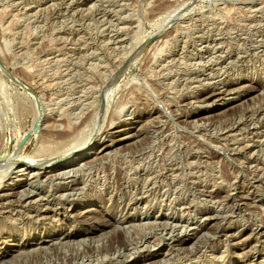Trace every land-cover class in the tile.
I'll return each mask as SVG.
<instances>
[{"label":"rangeland","instance_id":"1","mask_svg":"<svg viewBox=\"0 0 264 264\" xmlns=\"http://www.w3.org/2000/svg\"><path fill=\"white\" fill-rule=\"evenodd\" d=\"M85 141L0 182V264H264V0H0V161Z\"/></svg>","mask_w":264,"mask_h":264},{"label":"bare ground","instance_id":"2","mask_svg":"<svg viewBox=\"0 0 264 264\" xmlns=\"http://www.w3.org/2000/svg\"><path fill=\"white\" fill-rule=\"evenodd\" d=\"M188 4V3H187ZM185 6V5H184ZM183 7V6H182ZM181 10L182 9H177L170 17H169V21L167 20V22L169 23L170 22V18L175 16H177V14H180L181 13ZM188 10V9H187ZM184 15V13L182 14V16ZM180 16V15H179ZM171 21H172V18H171ZM170 25V24H169ZM163 31V30H162ZM146 43V42H145ZM142 46V45H141ZM144 46V45H143ZM125 59V58H124ZM132 59V58H131ZM157 59V58H156ZM123 61V60H122ZM128 64V62H126L124 64V67H126V65ZM128 69V68H127ZM125 70V69H124ZM111 71V70H110ZM118 73V72H117ZM30 93V92H29ZM33 96L35 97V103H33V105H37V110H38V116L36 117V122H38V127L40 126L41 124V118L43 117V112H40V107H39V98H37L35 96L34 93H32ZM106 98V97H105ZM33 99V98H32ZM31 100V99H30ZM33 102V100L31 101ZM108 102V101H107ZM41 106V105H40ZM36 116V115H35ZM45 116V115H44ZM45 119V118H44ZM43 120V119H42ZM69 126V125H68ZM67 126V127H68ZM37 129H33V132L34 133H37ZM68 130V129H67ZM71 131V130H70ZM96 131V130H94ZM38 134V133H37ZM141 134V133H140ZM102 135V134H101ZM135 135V134H134ZM133 136V135H131ZM89 138V137H88ZM92 138V137H91ZM138 138V137H137ZM43 139H45L43 137ZM110 139V138H109ZM90 140V139H89ZM53 141V140H52ZM86 142V141H85ZM83 143L81 142L80 145H73L69 148H66L63 152L60 151V153L55 156V157H52V158H49V159H45V160H42L40 158H36L35 156H30V155H26L24 154V148L22 150H20L21 148L20 147H15L16 150L14 152H11L5 159H3V161L1 160L0 162V182L4 179V177L9 173H11L10 171L14 170L15 168H19V170L21 172H25V171H28V172H31L32 171H35L34 173H36V170H39L38 172V175H46V174H49V173H53L58 171V170H64V172H69V171H72L73 169H71L72 167H74L76 164H78L81 160H82V157L91 149L95 148L96 149H102L103 151L108 149L110 145H101L96 141V142H90V141H87L89 143ZM105 143V142H104ZM109 143V142H108ZM111 143V142H110ZM44 144V143H43ZM21 145V144H20ZM112 146V145H111ZM25 147V146H24ZM105 153V152H104ZM107 154V153H105ZM103 154V156L105 155ZM54 156V155H53ZM40 157V156H39ZM100 157V156H99ZM82 164V163H81ZM13 172V171H12ZM19 173V172H18ZM57 173V172H56ZM61 173V172H60ZM60 173H57V174H60ZM71 173V172H70ZM83 173V172H82ZM20 174V173H19ZM56 174V175H57ZM65 174V173H64ZM30 175V174H29ZM68 175V174H66ZM48 176V175H47ZM55 176V175H54ZM58 176V175H57ZM38 177V176H37ZM63 177V176H62ZM40 178V177H39ZM183 178V177H182ZM4 181V180H3ZM5 184V183H4ZM33 184V183H32ZM30 185V184H29ZM153 186V185H152ZM73 189V188H72ZM77 189V188H76ZM73 191V190H72ZM22 192V191H21ZM68 192V190H67ZM69 193V192H68ZM7 194V193H6ZM3 195V194H2ZM13 195V194H12ZM67 195V193H66ZM2 199V198H0ZM38 199V198H37ZM3 200V199H2ZM33 202V200H32ZM30 204V203H29ZM31 204H34V203H31ZM7 205V204H6ZM2 206V205H1ZM9 207V206H8ZM7 207V208H8ZM1 208V207H0ZM34 209V208H33ZM3 210V209H1ZM89 210V209H88ZM35 211V210H34ZM36 211L38 212V210L36 209ZM41 212V211H40ZM29 213V212H28ZM35 213V212H34ZM73 214V213H72ZM37 215V214H36ZM80 215V214H79ZM84 215V214H83ZM87 215V214H86ZM85 215V216H86ZM29 216V215H28ZM39 217V216H38ZM41 218V217H39ZM43 218H45L43 216ZM107 219V218H106ZM110 219V218H109ZM116 219V218H115ZM105 220V219H104ZM122 221V219H121ZM129 221V220H128ZM110 222V221H108ZM112 222V221H111ZM116 222V221H115ZM117 222L119 223V221L117 220ZM106 223V222H105ZM114 225V224H113ZM112 227V226H111ZM110 229V228H109ZM112 229V228H111ZM70 230V229H69ZM109 231V230H107ZM69 232V231H68ZM74 232V231H73ZM91 232V231H90ZM102 232V231H101ZM106 232V231H105ZM67 233V232H66ZM64 234V233H63ZM107 234V233H106ZM111 234V233H109ZM65 235V234H64ZM102 235V234H101ZM112 235V234H111ZM114 235V234H113ZM77 233L76 234H67L65 237L68 239L70 237H77ZM91 236V235H90ZM49 237V236H48ZM63 238V236H62ZM61 238V239H62ZM84 239V238H83ZM50 241V240H49ZM72 241V240H71ZM79 241V239H78ZM6 255V254H4ZM4 255H1L0 256V263H1V260L2 258H4ZM146 259V258H145ZM3 261V260H2Z\"/></svg>","mask_w":264,"mask_h":264},{"label":"water","instance_id":"3","mask_svg":"<svg viewBox=\"0 0 264 264\" xmlns=\"http://www.w3.org/2000/svg\"><path fill=\"white\" fill-rule=\"evenodd\" d=\"M19 84H20L24 89H26L28 92H30V93H34V92L32 91V89L29 88V87H27L24 83H21V82L19 81ZM34 94H35V93H34ZM36 128H38V122H35V124H34V126H33V129H36Z\"/></svg>","mask_w":264,"mask_h":264}]
</instances>
